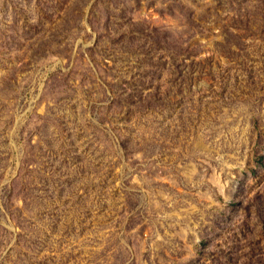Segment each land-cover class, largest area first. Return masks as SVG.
<instances>
[{"label": "rangeland", "instance_id": "1", "mask_svg": "<svg viewBox=\"0 0 264 264\" xmlns=\"http://www.w3.org/2000/svg\"><path fill=\"white\" fill-rule=\"evenodd\" d=\"M261 158L264 0H0V264H264Z\"/></svg>", "mask_w": 264, "mask_h": 264}, {"label": "trees", "instance_id": "2", "mask_svg": "<svg viewBox=\"0 0 264 264\" xmlns=\"http://www.w3.org/2000/svg\"><path fill=\"white\" fill-rule=\"evenodd\" d=\"M178 82H179V80H178ZM180 105L183 106V103H181ZM144 108H147L148 110L151 109V107H150L149 104H145L144 105ZM263 160H264L263 158L260 159V163L261 164H262ZM9 192H10V189L4 188L2 190V193H1V201L3 203V208L5 210L8 209L7 202H6V198H7L8 194H9ZM259 211H260L261 214H263V212L261 211V209ZM230 215L232 216V214H230ZM231 216L227 215L226 218L224 219V223H227L230 220V218H232ZM263 223H264V221H263ZM3 232L5 234L7 233L6 231H3ZM18 238L21 240V243H22V241L24 243L25 242H28L27 245H26V250L31 252L30 255H28L30 257L25 256V255L24 256H21V258L19 257L22 260V262H24L23 264H38V261L42 257L43 251L44 252L47 251V247L49 246V243H50L49 240H48V238H47V234L43 233L42 231L34 232L31 229H29V231L25 230V234H20L18 236ZM20 240L17 242V243H19L17 245H20ZM2 242L0 241V247L2 245L1 244ZM10 242L11 241H9L7 243V246H8V244ZM21 246H23V245H21ZM255 260H251L250 261V264H258L259 263V262L258 263H255ZM14 263H15L14 261H11L10 262L9 260H3L1 264H14Z\"/></svg>", "mask_w": 264, "mask_h": 264}]
</instances>
